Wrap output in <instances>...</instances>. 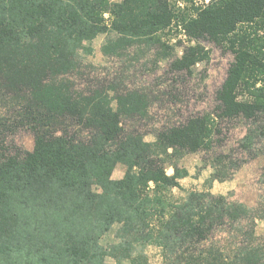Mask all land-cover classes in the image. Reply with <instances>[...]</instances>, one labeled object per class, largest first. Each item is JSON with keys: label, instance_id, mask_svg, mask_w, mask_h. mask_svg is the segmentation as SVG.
<instances>
[{"label": "trees", "instance_id": "1", "mask_svg": "<svg viewBox=\"0 0 264 264\" xmlns=\"http://www.w3.org/2000/svg\"><path fill=\"white\" fill-rule=\"evenodd\" d=\"M189 1L0 0V264H149L150 246L160 264H264L254 234L264 198L250 208L209 191L171 195L188 175L176 164L185 154L209 155L211 182L241 167L214 152L224 127L247 123L238 144L250 158L264 143V0L193 10ZM100 34L109 36L104 56L146 48L153 74L166 61L164 77L150 85L122 72L85 77ZM208 45L227 58L211 110L172 122L171 99L153 142L122 126L146 118L156 93L188 95ZM19 130L32 134V151L12 140ZM118 164L125 172L113 180ZM109 232L114 241L102 245Z\"/></svg>", "mask_w": 264, "mask_h": 264}, {"label": "rangeland", "instance_id": "2", "mask_svg": "<svg viewBox=\"0 0 264 264\" xmlns=\"http://www.w3.org/2000/svg\"><path fill=\"white\" fill-rule=\"evenodd\" d=\"M207 1L190 0L186 6L193 10L197 5ZM179 3L181 4L180 6H184L182 1H179ZM105 18H107V15H105ZM108 38V35L100 34L91 41L92 52L88 56L86 64L89 62L92 66L87 67L84 65L82 72L85 77L96 79L102 78L103 72L110 74L122 72L124 80H128L130 83L141 84L144 82L149 85L158 76L164 77L166 61H162L160 67L153 74V67H151L150 62L153 52L147 53L148 50L146 48L138 49L132 47L122 52L119 56H104L102 46ZM208 46L210 50L209 61L199 63L194 69V76H191L193 81L190 82L189 87L194 88V92L189 88L187 90L188 95H184L186 91L177 89L172 91L170 96H160L156 93L158 97H149V114L146 118H122V126L128 131H138L144 135L145 141L153 142L155 140L153 130L166 122L164 107L171 106L169 104L171 99L177 103L176 110L173 109L170 114V118L173 117L172 122L180 121L181 117L184 118L183 116H187L189 113L211 110V94L225 75L227 58L222 55L218 48L212 45ZM86 69H90V71ZM165 78L169 80L168 76ZM181 104H183L182 107ZM246 126L247 123L240 121L234 123L229 131H226L224 127L222 132L223 136H227V139L222 144H219L218 148L214 149V152H220L223 155L232 154L233 162L241 163V167L238 170L228 171V174H231L229 179L221 182L217 180L211 182L210 178L214 170L210 167L212 159H209V155L207 156L202 152L188 153L176 161L177 166L184 168L188 175L178 181L179 188L171 190L172 198L183 197L189 191H209L213 195L228 196L232 201H238L250 208H255L260 199L264 198V143L261 146H257L259 152L255 157L250 158L248 155H243L244 153H239L238 140L245 135ZM12 140L20 148L27 151H32L33 149L34 139L29 131L19 130L15 132L12 134ZM172 163H175V158L168 161V164ZM167 166L166 172L171 175L173 171L169 165ZM124 172L125 167L118 164L115 166L111 178L119 180L123 177ZM254 234L256 237L264 239V219L256 221ZM112 241H114L113 232L102 236V245H107ZM145 254L149 264L161 263L160 253L156 247L150 246L146 248Z\"/></svg>", "mask_w": 264, "mask_h": 264}]
</instances>
